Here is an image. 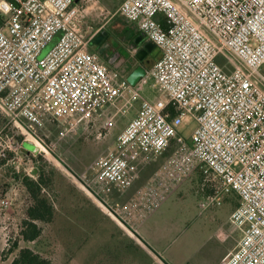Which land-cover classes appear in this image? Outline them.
I'll return each instance as SVG.
<instances>
[{
	"label": "built area",
	"instance_id": "built-area-1",
	"mask_svg": "<svg viewBox=\"0 0 264 264\" xmlns=\"http://www.w3.org/2000/svg\"><path fill=\"white\" fill-rule=\"evenodd\" d=\"M117 13L159 52L137 84L153 77L167 98L139 104L84 186L96 198L129 188L137 166L158 159L190 117L189 161L209 201L238 198L229 216L238 239L220 264H264V0H123ZM83 18L74 0H0V113L40 148L32 125H87L116 92L88 51L98 31Z\"/></svg>",
	"mask_w": 264,
	"mask_h": 264
},
{
	"label": "rangeland",
	"instance_id": "rangeland-1",
	"mask_svg": "<svg viewBox=\"0 0 264 264\" xmlns=\"http://www.w3.org/2000/svg\"><path fill=\"white\" fill-rule=\"evenodd\" d=\"M122 1L76 2L79 9H86L82 22L99 34L90 46L104 49L108 57L116 56L104 63L116 92L105 103L101 117L77 128L66 118L44 120L41 128L32 125V133L44 141V148L33 153L27 145L33 143L28 133L0 113V201H9L7 207L0 205V231L5 242L0 262L15 256L17 250L8 254L15 241L18 249L29 248L51 264H163L153 251L168 264H220L236 244L238 235L227 230L226 221L238 198L232 193L220 196L219 205L209 201L213 192L199 166L189 161V139L195 128L190 117L178 127V135L158 159L137 166L129 188L96 198L84 186L95 178L116 133L133 117L138 105L167 98L153 77L143 86L126 77L132 67L146 64L135 56L139 46L134 44L135 23L117 13ZM147 40L143 37L142 42ZM157 54L154 49L146 59L153 64ZM33 172L40 173L48 184L44 194L54 215L50 223L37 222L42 229L37 240L23 242L19 231L31 201L21 178L36 179ZM160 204L156 213L164 238L154 239L150 245L139 239L134 229Z\"/></svg>",
	"mask_w": 264,
	"mask_h": 264
},
{
	"label": "trees",
	"instance_id": "trees-1",
	"mask_svg": "<svg viewBox=\"0 0 264 264\" xmlns=\"http://www.w3.org/2000/svg\"><path fill=\"white\" fill-rule=\"evenodd\" d=\"M74 3H76L75 0ZM140 34L142 33L137 31L135 36H139ZM152 65L153 64L149 61L143 68L147 71ZM169 112L171 116L175 114V111L171 107L169 108ZM1 161L3 160H0V163ZM33 173L36 175V179H32L28 176H23L21 178V183L31 201V204L25 210L26 218L22 221L19 231L20 240L23 242H33L37 240L42 233V229L37 225V222L50 223L54 215V207L44 194L45 189L48 188V184L40 173ZM16 250L17 253L12 258L10 264H51L48 259L35 253L29 248L23 247L18 249L17 241L13 242L9 247L8 254H11Z\"/></svg>",
	"mask_w": 264,
	"mask_h": 264
},
{
	"label": "crops",
	"instance_id": "crops-1",
	"mask_svg": "<svg viewBox=\"0 0 264 264\" xmlns=\"http://www.w3.org/2000/svg\"><path fill=\"white\" fill-rule=\"evenodd\" d=\"M83 10V12L84 11H86V9H82ZM133 23H135V25H136V28H137V30H136V33H137V31H139L138 30V27H137V24H136V22H133ZM82 25H83V27H84V29L87 31V32H91L90 31V26H89V23H87L86 21H83L82 22ZM99 34H97L96 35V37L98 36ZM136 35V34H135ZM55 42V40H52L48 45H53V43ZM47 45V46H48ZM137 48H139V47H137ZM88 51H90L95 57H98V59H100L103 63H105V64H107L108 62H110V60L111 59H114V58H116V56H115V54L114 55H112V57H108L105 53H104V49H102V48H99V47H97V48H95V47H91V46H89L88 47ZM156 51H157V58L159 57V52H158V50L156 49ZM46 51L44 50L43 51V53H45ZM96 53V54H95ZM102 56V57H101ZM146 58H149V56L147 55V57ZM156 58V59H157ZM137 67H141L140 65H137V66H135V67H132L130 70H129V72L127 73V71H126V77L127 78H129L130 76H131V74L134 72V70L137 68ZM138 81H139V79H137L136 81H134V84H136L137 85V83H138ZM138 107H139V105H138ZM138 107H137V109L135 110V112H134V115H133V117L136 115V113H137V111H138ZM102 113H103V111L100 113V115H99V117H101V115H102ZM108 116H111V114L108 112ZM132 117V118H133ZM131 118V119H132ZM131 119H129L128 121H127V123L131 120ZM107 121H109V120H107ZM127 123L122 127V128H120L119 129V131L116 133V136L121 132V130L127 125ZM108 124V123H107ZM152 162V161H151ZM142 165H146V164H142ZM136 174V173H135ZM135 174H134V176H135ZM134 176H133V179H134ZM133 182V181H132ZM132 185V184H131ZM114 192V191H113ZM161 206V204L160 205H158V207H156L150 214H149V216H148V218H146V219H141L138 223H137V225H136V227H135V232H136V234L138 235V238L139 239H146L148 242H149V244L150 245H152V241L154 240V239H159V238H164L163 236V227L161 228V224H160V222H159V220H158V216H157V211H158V209H159V207ZM235 209V208H234ZM229 216H230V214L227 216V221H226V227H227V230H230V231H232V232H234V233H236L237 234V232H236V230H235V228L231 225V227H230V225L228 224L229 223ZM162 229V230H161ZM2 231V230H1ZM0 231V252L2 251V249H3V246H4V241H3V237H2V232ZM237 239H238V237H237ZM237 239H236V242H237ZM146 241V242H147ZM147 242V243H148ZM230 251V250H229ZM228 254H229V252H228ZM228 256V255H227ZM227 258V257H226ZM225 258V259H226ZM224 259V260H225ZM12 260V259H11ZM10 260H6V261H4V262H0V264H10ZM222 262V261H221Z\"/></svg>",
	"mask_w": 264,
	"mask_h": 264
},
{
	"label": "water",
	"instance_id": "water-1",
	"mask_svg": "<svg viewBox=\"0 0 264 264\" xmlns=\"http://www.w3.org/2000/svg\"><path fill=\"white\" fill-rule=\"evenodd\" d=\"M75 1L77 2L78 0H75ZM143 37H144L143 34H140L139 36H137V37L135 38L134 43H135V44H138L139 42H141V41L143 40ZM152 49H154V45H153V43H152L151 41L147 40V41H145L144 44H143V45L137 50L135 56H136V58H137L139 61H143V60L145 59L146 55H147L149 52H151ZM146 62H148V61H146ZM144 74H145V70H144V68H143V67H137V68L134 70V72L131 74V76L128 78V80H129L130 83L134 84V81H136L137 79H140L142 76H144ZM27 145L31 146L33 153H37V152H38V148L35 147V146L33 145L32 142H28ZM145 245H146V244H145ZM146 246H147V245H146ZM153 253H154V255H155L156 257H158V258L162 261L163 264H168L165 260H163V259L160 257L159 254H157V253L154 252V251H153Z\"/></svg>",
	"mask_w": 264,
	"mask_h": 264
},
{
	"label": "flooded vegetation",
	"instance_id": "flooded-vegetation-1",
	"mask_svg": "<svg viewBox=\"0 0 264 264\" xmlns=\"http://www.w3.org/2000/svg\"><path fill=\"white\" fill-rule=\"evenodd\" d=\"M135 44V43H134ZM144 44V42H139L138 44H135V45H139L138 47L140 48L142 45ZM139 48H137V50L139 49ZM146 61H148L149 62V60L148 59H146V57H145V59L143 60V61H140V62H143V64H146L147 62ZM141 67H142V65H141Z\"/></svg>",
	"mask_w": 264,
	"mask_h": 264
},
{
	"label": "bare ground",
	"instance_id": "bare-ground-1",
	"mask_svg": "<svg viewBox=\"0 0 264 264\" xmlns=\"http://www.w3.org/2000/svg\"><path fill=\"white\" fill-rule=\"evenodd\" d=\"M40 146L39 145H37V148H39Z\"/></svg>",
	"mask_w": 264,
	"mask_h": 264
}]
</instances>
